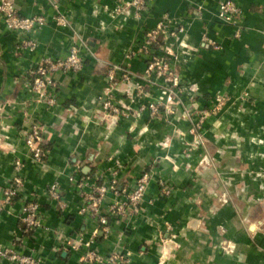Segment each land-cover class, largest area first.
Here are the masks:
<instances>
[{
	"label": "crops",
	"instance_id": "1",
	"mask_svg": "<svg viewBox=\"0 0 264 264\" xmlns=\"http://www.w3.org/2000/svg\"><path fill=\"white\" fill-rule=\"evenodd\" d=\"M220 1L156 0L141 22L114 16V0H15L21 15L50 21L31 51L23 47L25 36L0 20V247L16 241L41 264H80L89 250L107 256L116 249L131 254L129 264H264V0H233L242 10L241 38L220 21ZM55 4L69 27L51 21ZM165 14L186 28L165 37L160 52L185 87L178 117L152 120L148 109L119 122L107 118L101 103L111 88L107 68L141 77L147 62L131 54ZM73 47L81 49L83 70L54 76L57 106L35 103L29 71L45 58H67ZM148 92L135 104L120 91L117 99L136 112L162 96L156 87ZM219 95L229 101L212 114ZM38 124L49 150L43 162L33 160L25 139ZM190 124L206 146H191L197 135ZM115 170L116 193L99 208L103 227L99 214L79 209L96 186H111ZM144 172L153 179L140 206L112 215ZM17 176L24 187L7 203L5 191ZM160 180L170 195L161 196ZM54 184L65 209L48 195ZM31 202L39 204L42 227L28 233L21 216Z\"/></svg>",
	"mask_w": 264,
	"mask_h": 264
},
{
	"label": "built area",
	"instance_id": "2",
	"mask_svg": "<svg viewBox=\"0 0 264 264\" xmlns=\"http://www.w3.org/2000/svg\"><path fill=\"white\" fill-rule=\"evenodd\" d=\"M116 6L113 8L114 16L128 17L133 15L137 20L143 22L144 15L150 13L155 5L156 0H114ZM54 15L52 22L62 26L69 27L70 21L64 15L59 7L55 4ZM197 11H203V7L198 6ZM242 10L233 0H221L219 2L218 17L221 22L235 28V38L242 37L241 26ZM0 20L5 24L9 31L15 32L25 37L21 39L23 47L31 51L37 47L35 35L43 29L48 23L49 18L44 15L38 16H23L19 13L15 0H0ZM186 28L171 17L169 14L163 15L157 26L145 31V42L139 51L131 54L132 57H143L147 62V69L141 77L134 76L128 69L118 67L107 68V80L110 83V90L101 98V103L105 116L113 121L119 122L123 119L131 117H140V112L146 108L150 110L152 116H157L160 110L164 108L166 112L172 111V104L175 96H180L185 92L180 74L172 66L167 56L161 55L163 50L161 41L167 36H177L178 33H184ZM210 46L220 49L218 44L212 40H208ZM84 60L81 57L80 47H73L70 54L65 59L45 58L43 62L35 69L29 71V88L34 96V102L38 104H46L49 107L58 105V100L55 95L57 88L55 75L59 73H79L84 68ZM126 85L124 91L118 90V85ZM154 86L160 87L162 96L160 100L149 106H142L138 113H134L130 104H124L123 100L117 99V91H120L131 104L136 101H141L148 96V89ZM122 96V98H123ZM229 101L227 95H219L216 98V105L211 110L212 114H216ZM135 115V116H134ZM194 133V131L192 132ZM26 145L30 149L33 160L43 162L48 157V143L44 138V128L34 125L26 134ZM201 136L198 134L196 143L201 144ZM194 147L197 145L194 143ZM17 170H20L22 163H15ZM114 180L111 186H96L92 194L87 197V203L79 209V213H100V206L103 203L106 195L111 191L116 193L118 171L113 172ZM73 179V178H71ZM153 179V174L150 172L142 173L135 182L130 191L123 194V200L117 201L111 208V214L114 216H123L129 211L136 210L143 201L150 183ZM161 187V196L171 194V187L164 181H159ZM82 186V184H81ZM24 187L23 178L17 176L13 179L10 187L5 191L6 202L11 203L18 196ZM57 185H52L48 189V195L51 200L56 203V206L65 209V203L61 200ZM1 206V201H0ZM39 204L35 202L26 203L22 209L21 221L26 232H34L42 227L40 217ZM100 224L106 227L108 222L105 216L99 214ZM106 229V228H105ZM97 232L95 233V235ZM84 243L79 244L82 246ZM85 245V244H84ZM89 248L90 244H86ZM78 247V246H77ZM5 261L13 264H41V260L34 257L32 254H26L18 249L16 241H13L10 246L0 247V264ZM131 262V254L125 253L119 249L112 251L107 256L99 254L96 250H89L86 258L80 260V264H129Z\"/></svg>",
	"mask_w": 264,
	"mask_h": 264
},
{
	"label": "rangeland",
	"instance_id": "3",
	"mask_svg": "<svg viewBox=\"0 0 264 264\" xmlns=\"http://www.w3.org/2000/svg\"><path fill=\"white\" fill-rule=\"evenodd\" d=\"M154 87H156V88H160V87H158V86H154ZM153 87V88H154ZM148 94H149V92H148ZM194 96V95H193ZM175 98V100H174V102H173V104H172V106H173V108H172V111L171 112H166L165 110H164V108H162L161 110H160V113L157 115V116H152L151 118H152V120H160L163 116H165L166 118H169V117H171V118H177L178 117V111L180 110V108L181 107H183V98H184V93H182L180 96H175L174 97ZM144 99V98H143ZM142 99V100H143ZM192 99V98H191ZM192 100H194V99H192ZM145 106V105H144ZM142 108V106L141 107H139L137 110H136V112L138 113V111H140V109ZM146 110H148L147 108L145 109V110H143V111H141L140 112V114H142V112H144V111H146ZM136 112H134V113H136ZM191 125V128L193 129V125L192 124H190ZM191 129V130H192ZM193 131H194V133H195V135H200L201 136V144H197L196 143V140L194 141V143L197 145V147H204V146H206V143H207V139H206V137L204 136V134H202L201 132H200V129H199V127L198 128H194L193 129ZM194 133H191V134H194ZM194 143H192L191 144V146L193 147L194 146Z\"/></svg>",
	"mask_w": 264,
	"mask_h": 264
}]
</instances>
